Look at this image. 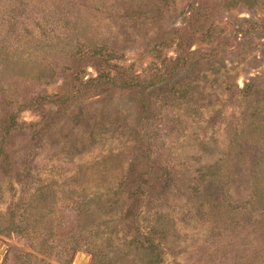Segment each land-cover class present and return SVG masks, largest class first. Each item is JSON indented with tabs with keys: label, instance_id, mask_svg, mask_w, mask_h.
I'll use <instances>...</instances> for the list:
<instances>
[{
	"label": "rangeland",
	"instance_id": "rangeland-1",
	"mask_svg": "<svg viewBox=\"0 0 264 264\" xmlns=\"http://www.w3.org/2000/svg\"><path fill=\"white\" fill-rule=\"evenodd\" d=\"M254 22L264 24V0H0V107L21 124L0 157V264H264V33ZM180 42L212 59L179 69L170 115L139 121L117 88L93 114L78 101L100 91L77 92L96 59L155 75ZM42 122L49 130L37 132ZM134 162L159 178L140 225L160 255L125 232Z\"/></svg>",
	"mask_w": 264,
	"mask_h": 264
},
{
	"label": "trees",
	"instance_id": "trees-1",
	"mask_svg": "<svg viewBox=\"0 0 264 264\" xmlns=\"http://www.w3.org/2000/svg\"><path fill=\"white\" fill-rule=\"evenodd\" d=\"M244 21L251 22L250 20ZM252 25H254V27L256 26L255 30L260 29V31L264 33V24L254 22ZM248 31V29L241 30V27L240 30H238L239 34L242 36L246 35ZM177 45L178 50L176 57L169 58L163 72L155 75H127L121 72L123 76H120L121 74L119 72L112 73L106 68L104 60L96 59L93 65L98 74L82 80L77 87V92L100 91L97 94L91 95L93 97L96 95V98L88 100L82 96L80 98L78 96V101H81L80 104L85 105L88 113L92 112L93 114V112L99 109L103 95L117 88L131 94V98H133L135 103V108L142 114L139 121L144 118L150 120L154 113L162 108H166V112L170 115V113L174 111L178 99V87L175 82V76L179 69L185 65H201L204 61H210L212 59L211 54L194 50L192 47H189V50L185 53L184 50L188 49L185 44L180 42ZM120 79H122L121 82ZM46 97L50 96L46 95ZM54 97V102L60 104L65 102L61 94H56ZM102 108L103 106H101V109ZM103 112L104 111H102L101 114H104V117H106ZM71 120L72 119L65 120L62 129L68 128ZM96 123L107 125V121L101 118ZM38 125L39 129L37 132L49 130V125L43 122ZM19 128H21V124L18 121L16 110H4L3 107H0V157L2 161L8 159L9 152L7 147L10 145L11 137L15 135ZM31 131L34 132L35 130L32 129ZM85 135L91 136V134L87 132L78 135V137H81L80 141L84 144L86 143ZM158 180L159 178L157 176L153 177V172H151L149 168L142 170L139 168L137 162L132 164L123 182L127 205L124 209L122 219L124 221L125 232L130 236V243L135 244L137 248L145 249L149 254L160 250L159 254L157 253V255H160V240L155 238L149 231L143 230L140 225L143 198L149 195L151 189H157L159 184ZM94 255L96 254L94 253ZM152 263L156 264V261Z\"/></svg>",
	"mask_w": 264,
	"mask_h": 264
}]
</instances>
